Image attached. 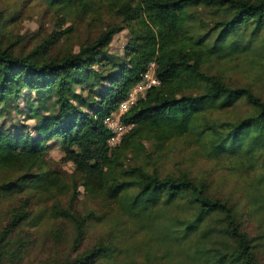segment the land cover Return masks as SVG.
I'll list each match as a JSON object with an SVG mask.
<instances>
[{"label":"trees","instance_id":"1","mask_svg":"<svg viewBox=\"0 0 264 264\" xmlns=\"http://www.w3.org/2000/svg\"><path fill=\"white\" fill-rule=\"evenodd\" d=\"M14 5L0 11V264H264V98L208 70L241 58L264 68V0ZM33 7L56 26L26 42L13 23ZM123 31L117 56L108 47ZM152 62L160 85L109 148L103 121ZM237 108V120L216 116ZM174 142L224 164L234 195L159 171ZM56 144L69 175L48 162Z\"/></svg>","mask_w":264,"mask_h":264},{"label":"rangeland","instance_id":"2","mask_svg":"<svg viewBox=\"0 0 264 264\" xmlns=\"http://www.w3.org/2000/svg\"><path fill=\"white\" fill-rule=\"evenodd\" d=\"M16 0H0V11H4L7 15L9 11L15 6ZM40 8H30L28 12L23 13L13 23L15 31L21 33L25 37L26 42H33L34 38H42L50 33L55 25L53 18L49 16L40 18ZM109 19H104L103 22H107ZM87 33L86 28L80 25L78 35L84 38ZM96 31L92 29V35H95ZM34 35V36H33ZM77 35V36H78ZM127 40V32L123 31L116 35L111 44L108 47L110 53L119 56L121 54L122 47ZM258 60H256L257 62ZM208 70L219 75L226 82L233 84L234 86H248L251 87L255 93L264 98V68L261 67L260 61L257 64L252 63L248 59H238L233 62L216 61L212 62ZM243 115L242 108H237L232 112L224 113L223 115L216 116L223 119L237 120ZM169 150V151H168ZM167 156L164 159L157 160L156 167L163 173H178V170L188 172L191 176L196 177L199 180H205L211 187L214 194L228 197L230 194L234 195V191L241 184L240 179L235 177L231 172L226 169L224 164H218L214 161H207L203 158L195 157L193 155L194 149L187 146L185 143L174 142L165 148ZM64 157L61 146L55 145L50 148L48 162L53 166L62 169L68 175L71 174V164L60 163V160ZM44 240H36L34 243V249L31 253V257L38 258L45 247ZM55 251L52 248L46 251V254L51 255Z\"/></svg>","mask_w":264,"mask_h":264},{"label":"built area","instance_id":"3","mask_svg":"<svg viewBox=\"0 0 264 264\" xmlns=\"http://www.w3.org/2000/svg\"><path fill=\"white\" fill-rule=\"evenodd\" d=\"M156 72V64L154 62L150 63L146 71L142 74L141 79L129 89L117 109L105 117L103 124L109 133V139L107 141L109 148L119 145L134 126L132 123L126 122L124 116L139 101L144 100L152 88L160 85Z\"/></svg>","mask_w":264,"mask_h":264}]
</instances>
